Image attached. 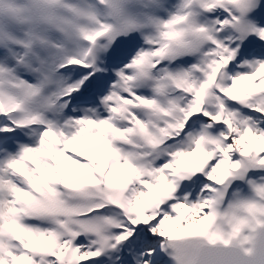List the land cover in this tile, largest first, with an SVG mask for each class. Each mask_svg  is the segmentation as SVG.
Masks as SVG:
<instances>
[{"label":"snow or ice","instance_id":"obj_1","mask_svg":"<svg viewBox=\"0 0 264 264\" xmlns=\"http://www.w3.org/2000/svg\"><path fill=\"white\" fill-rule=\"evenodd\" d=\"M0 264H264V0H0Z\"/></svg>","mask_w":264,"mask_h":264}]
</instances>
